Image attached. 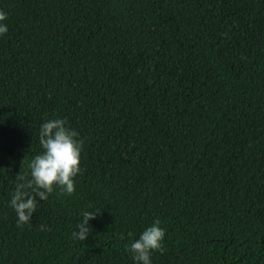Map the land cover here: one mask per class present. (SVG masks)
<instances>
[{"label":"trees","instance_id":"1","mask_svg":"<svg viewBox=\"0 0 264 264\" xmlns=\"http://www.w3.org/2000/svg\"><path fill=\"white\" fill-rule=\"evenodd\" d=\"M0 264H264V0H0Z\"/></svg>","mask_w":264,"mask_h":264}]
</instances>
